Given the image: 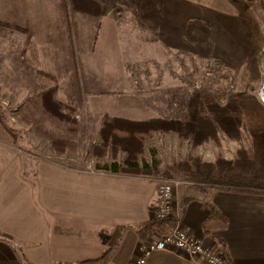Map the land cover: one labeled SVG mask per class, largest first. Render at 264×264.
Listing matches in <instances>:
<instances>
[{
	"label": "rangeland",
	"instance_id": "1",
	"mask_svg": "<svg viewBox=\"0 0 264 264\" xmlns=\"http://www.w3.org/2000/svg\"><path fill=\"white\" fill-rule=\"evenodd\" d=\"M237 1L256 25L251 38L243 30L237 32L238 39H229L223 17L197 29L189 17H175L171 11L168 20L177 21L182 29L176 38L170 30L161 37L158 24L150 22L159 9L154 12L148 0L145 7L143 1L139 6L132 0L125 4L120 20L116 15L117 40L105 39L101 45L91 39L66 41L86 43V49L78 50L83 54L73 50L68 54L60 40L33 39L32 31L16 22V8L0 6V167L21 154L76 164L116 162L121 171L161 179L179 161L233 159L240 147H250L246 130L239 140L219 137L199 146L173 131H153L138 154L130 155L123 146L104 142L101 128L106 117L118 114L184 118L181 99L195 90L218 91L222 102L231 91L258 94L264 8L260 0ZM111 11L117 14L115 4ZM213 59L218 65L211 73ZM50 89L53 95L48 94L46 101L42 94ZM128 158L141 167H127ZM146 164L154 168L145 171Z\"/></svg>",
	"mask_w": 264,
	"mask_h": 264
},
{
	"label": "crops",
	"instance_id": "2",
	"mask_svg": "<svg viewBox=\"0 0 264 264\" xmlns=\"http://www.w3.org/2000/svg\"><path fill=\"white\" fill-rule=\"evenodd\" d=\"M131 1L0 0V6L16 8V22L29 28L33 39L60 40V47L68 54L73 53L71 50L83 54L78 50L86 49V43L66 41L91 39L101 45L105 39L117 40L116 15L120 20L121 11ZM135 1L139 6L143 1L144 7L147 3ZM148 1L154 12L156 7L159 9L160 16L150 22L158 24L160 36L170 30L176 38L182 29L177 21L168 20V11L175 17H189L197 29L205 23L213 25L223 17V29L232 40L238 39L237 32L246 31L248 39L257 30L239 1ZM114 4L117 14L111 11ZM116 45L118 49L117 41ZM113 116L139 118L130 114ZM220 137L227 138L224 134ZM112 164H76L21 154L5 161L0 167V232L11 242L0 238V264L94 262L102 258L118 226L125 228L112 254L88 264H135L147 240L137 227L154 219L152 207L159 179L121 171L119 163ZM177 202L183 226L204 238L212 248L224 249L230 264H264V192L183 187ZM145 264L204 263L169 248L155 251Z\"/></svg>",
	"mask_w": 264,
	"mask_h": 264
},
{
	"label": "trees",
	"instance_id": "3",
	"mask_svg": "<svg viewBox=\"0 0 264 264\" xmlns=\"http://www.w3.org/2000/svg\"><path fill=\"white\" fill-rule=\"evenodd\" d=\"M260 3L264 8V0H260ZM11 27L20 29L18 26L12 25ZM48 94L52 96L53 90L43 92L42 95L46 101ZM226 97L223 96L224 102H222L218 91L206 89L192 91L181 99V105L186 110L184 118L130 119L108 116L101 128V135L104 142L112 143L114 146H123L128 154L137 155L139 147L153 131H173L181 138L191 140L193 145L199 146L207 141H219L221 134L229 139L239 140L242 130H246L250 136V147H240L233 159L219 157L213 162L179 161L171 165L170 170L166 171L164 176L190 179L197 183L193 187L201 191H205L208 187H219L264 192V104L257 93L231 91ZM133 158L126 159V166L131 169L140 168L138 161ZM116 164L114 162L112 165ZM150 167L153 166L146 164L142 168L146 171ZM176 174L184 175L176 176ZM212 213L214 214V207ZM175 223L176 220L173 218L150 219L137 227V230L143 238H148L155 231L162 232L174 226ZM124 228V226L116 228L108 242V248L99 260H104L112 254ZM0 238L11 242V239L1 232ZM97 261L76 264L96 263Z\"/></svg>",
	"mask_w": 264,
	"mask_h": 264
},
{
	"label": "built area",
	"instance_id": "4",
	"mask_svg": "<svg viewBox=\"0 0 264 264\" xmlns=\"http://www.w3.org/2000/svg\"><path fill=\"white\" fill-rule=\"evenodd\" d=\"M214 61V62H213ZM217 62V63H215ZM218 61H211V73L216 71ZM213 67V68H212ZM258 97L264 104V57L262 59L261 85ZM95 172V169H90ZM197 183L182 177H165L159 179L157 191L152 207L154 219L176 220L174 226L162 232H154L147 238L140 250L135 264H145L150 256L158 250L169 248L179 249L189 255L197 257L204 264H230L224 249H214L207 245L204 238L197 236L182 224V212L177 205L178 193L183 187H193Z\"/></svg>",
	"mask_w": 264,
	"mask_h": 264
}]
</instances>
